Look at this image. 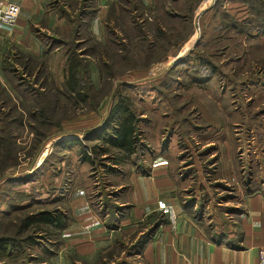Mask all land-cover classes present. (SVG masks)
<instances>
[{
    "label": "rangeland",
    "instance_id": "rangeland-1",
    "mask_svg": "<svg viewBox=\"0 0 264 264\" xmlns=\"http://www.w3.org/2000/svg\"><path fill=\"white\" fill-rule=\"evenodd\" d=\"M208 1L194 3L201 8L200 13L207 10ZM257 1L250 0L252 4L246 2L243 11L248 12L241 15H247V21L255 19L254 23L246 22L248 25L242 24L236 28L233 27L236 26L233 22L237 21L236 16L240 18L238 14L242 12L238 8L231 9L233 21L225 16L227 9L218 18L214 14L200 15L199 24L198 17L195 19L196 24L191 18L181 23L165 19H133L134 26L141 24L154 42L153 50L148 51V55L143 52L138 54L137 51L141 48L137 44L138 34L132 30L134 26L131 24L129 28L125 24L122 26L126 30L118 27L115 33L117 44H109L106 49L89 41L86 35L79 38L70 35L66 38L64 51H75L81 56L83 67L80 68L79 77L85 94L83 99L61 95L64 78H41L42 74L35 76L33 70L23 69L17 71V78H10L17 87L15 95L18 102L9 100L5 94L1 95L4 101L0 103V235L12 234L18 240L29 234L34 235L32 244L27 245L26 241L19 243L23 252L18 257L21 260L18 259L16 264H40L41 258L48 254L46 249H51L47 241L54 238L41 230V225L38 229L19 228L24 214L43 209L64 210L69 191L81 179L87 184V196L93 204L113 210L114 197L118 193V173L133 170L135 166L144 167L145 160L152 154L151 148H155L154 153L158 152L160 132L165 131L168 138L175 135L170 132L171 127L176 125L177 117L181 118L187 112L192 113L189 116L194 121L197 118L198 128L209 124L205 113L210 117L216 116L226 125L240 123V126L237 125V132L238 135L241 133L243 139L251 135L247 131V124L264 123V32L251 40L250 36L247 38L239 34L243 27L246 32H254L251 27L264 24L263 14H254L255 11L250 7L252 5L258 10L260 2ZM152 23L158 27L165 26L167 30L180 28V32L176 33L174 30L156 38L157 33ZM216 25L217 28H214ZM194 27V35H187ZM199 27L202 31L197 30ZM130 33L134 35L130 36ZM181 37L184 38L182 53L185 57L181 62L169 65L175 57L168 55L167 59L162 58L167 55L170 45ZM123 56H128L127 60H123ZM236 57L241 62L236 61ZM209 61L220 64L219 70L229 78L221 76L219 79V74H214L211 78L212 65ZM102 62L106 64L102 66ZM243 80L260 82L243 87ZM117 91L129 97L130 107L140 117V150L128 162L113 163L112 155H116L117 149L108 147L110 155L93 154L94 164L89 165L82 159L79 144L74 140L79 139L87 146L94 143L104 145L100 140L94 139L93 129L105 121ZM39 102L46 104L47 115L42 120H31L27 111L32 110ZM256 111L257 118L251 119L249 114ZM176 127L180 136L167 142L166 152L171 156L180 151L184 136V126ZM201 134L209 137L214 133L209 129L189 131V140L184 142L181 153L186 159V165L192 163L186 170L196 172L198 168L194 165V155L192 150L186 148V144L199 146L203 155H200L198 167L203 169L207 182L212 179L214 168L211 165L214 158L209 159L208 154H205L206 149L201 147L199 142L204 140ZM208 184L212 189L210 192H215L219 186L228 189L229 192L225 194H233L229 190L230 186L214 182ZM3 259L0 258V261ZM5 260L10 264L7 258Z\"/></svg>",
    "mask_w": 264,
    "mask_h": 264
},
{
    "label": "crops",
    "instance_id": "crops-1",
    "mask_svg": "<svg viewBox=\"0 0 264 264\" xmlns=\"http://www.w3.org/2000/svg\"><path fill=\"white\" fill-rule=\"evenodd\" d=\"M8 1L19 6V13L10 30L0 29V83L11 100L18 102L10 79L17 78L18 70H33L35 76L42 74L41 78H66L68 51H64V46L70 35L75 38L86 35L104 43L108 18L112 21L124 15L144 21L185 18V13H191L193 23L196 24L198 17L199 24L200 15H215L217 0H209L203 13L199 5L194 4L200 0ZM244 6L241 0L223 1L226 17L230 18L232 8L242 10L239 17L244 15ZM112 26L109 30L116 36L118 27ZM161 29L166 34L174 30L180 32V28L167 30L161 26ZM193 32H196L195 27L187 35H194ZM261 32L264 27L239 34L250 36L251 40ZM201 41L204 42L202 37ZM183 44L181 37L170 45L162 59L169 55L175 57L169 65L181 62L185 57ZM205 115L208 129L214 134L209 137L201 134L204 140L199 143L207 149L208 158H214L212 179L205 182L203 169L198 167L202 155L198 152L199 146L193 147L190 143L186 148L192 150L198 170H186L192 163L186 165L181 152L189 134H183L180 151L171 156L166 152L167 142L179 137L180 132L176 127L174 137L169 138L165 131L160 132L158 152L154 153L155 148H151L152 154L145 160L144 167L135 166L133 170L118 173L113 210L90 201L83 179L74 185L63 208L68 221L59 231L57 249L46 262L256 263L260 247L264 245V123L247 125L251 135L243 139L241 133L238 135L236 122L230 126L221 123L216 116ZM185 129L188 128L184 126ZM211 182L230 186L232 196L225 194L228 189L219 186L215 192H210L208 183ZM150 229H153L151 234L142 238Z\"/></svg>",
    "mask_w": 264,
    "mask_h": 264
},
{
    "label": "trees",
    "instance_id": "trees-1",
    "mask_svg": "<svg viewBox=\"0 0 264 264\" xmlns=\"http://www.w3.org/2000/svg\"><path fill=\"white\" fill-rule=\"evenodd\" d=\"M200 1L203 2L204 0H200ZM223 1L224 0H217L215 3L214 13L216 16L217 15L219 16L220 14H224ZM246 2L249 3L250 0H247ZM257 2H260L258 3L259 4L258 10H256L255 9L256 7H253L251 5L252 3L250 2L251 3L250 7H252V10L255 11V13L254 11L253 13L263 14L264 16V11L262 10L264 8V0H258ZM189 5L193 6V3L192 4L190 3ZM186 7H188V4L186 5ZM227 15L228 13L225 14V16ZM184 16L185 18H179V19H172V18H163V19L174 20L176 22L179 21L181 23V21L183 22V20H188L189 18H191V13H185ZM228 18L233 21V17L231 18L228 17ZM133 19H134L133 17L130 18L127 17L126 15L120 18H113L112 21L110 20V18H108V21H106L105 24V27L107 29V34L105 36L104 43L96 42L91 37H89V41L93 42L94 44H99V46L102 47V49L108 48L109 44L116 45L117 43L115 41V35L111 33L109 30L110 28H113V26H111V23L112 25L121 27L122 29L126 30L122 26L124 24L126 25V28H129L130 24L134 26ZM152 20H156V19H152ZM254 20L255 19L250 21L251 24L254 23ZM119 22L120 24H118ZM233 23L236 26L240 25V22L238 20L237 21L234 20ZM152 24L154 31L157 33L156 38L159 37L161 38L163 34H166V31H163L161 29V26L158 27V25L156 26L155 23ZM263 27L264 24H255L251 28L259 29ZM132 30L136 31V33L138 34L137 44L138 46L141 47V48L138 47L139 48L137 51L138 54L139 52H143L144 54L148 55L149 54L148 51L152 52L154 47L153 44L154 42L153 40L151 41V39L147 36L146 29L143 26H141V24H138L135 25ZM243 31L246 32V30ZM132 35L134 34L130 33V36ZM73 37L75 38L74 35ZM122 58L123 60H127L126 58H128V56H123ZM66 63H67L65 69L66 78H64V80L62 81L63 91L61 95H63L66 98L83 99V96H85V94H83L81 79L79 77V74H81L80 68L81 66L83 67L80 54H76L75 51L70 53L68 51ZM105 64L104 62L101 63L102 66H104ZM122 84L125 83L123 82ZM15 88L17 89V87ZM2 94H5V97L9 98V100L11 99L6 89L0 83V103H3L4 101L2 100L1 97ZM27 113L31 120L34 121H36L37 119L42 120V118L46 117L47 115L46 104H41L40 102L36 103L35 107L32 110L27 111ZM139 121H140V117H138V115L130 107L129 97L127 95L122 94L121 91L115 92L114 101L109 107L105 121L102 123L101 126H98L97 128L93 129L95 135L94 139L100 140L102 143H104V145L102 144V146H100L99 144L94 143L91 146H87L83 142H80L79 139L74 140V142L79 144L80 147L79 154L81 155L82 159L85 162H87L89 165H92L94 164L93 154L102 155V156L110 155L108 147H112L117 149V152L115 153L116 155H112L114 158L113 163H123L130 161L131 157L136 155L140 150L139 148L141 147L139 133H138ZM189 131H190L189 129H186L184 133L189 134ZM67 221H68L67 213L61 209H55L52 211L43 209V210L29 212L23 215L20 221L19 228L29 229L33 227V229H38V227L41 225L43 226L42 228H40L41 230L46 231L47 233H49L54 237L52 240L49 239L47 241L49 242L51 249L50 250L46 249L47 250L46 252H48V254H46V256L41 258L42 260H40L39 262L40 264H48L46 262L48 256H51L59 245L60 242L59 231L67 223ZM44 225H46L47 227H44ZM152 230L153 229H150L149 231L145 232L142 238L148 237L151 234ZM14 235H16V233ZM22 241H26L27 245L32 244L34 242V235L33 234L26 235V237H24L22 240L16 239L14 236H12V234L0 235V258L2 259L4 258L2 261H0V264L2 263L7 264L5 260L6 258L10 261V264H16L18 262V259H20L18 257H20L21 253L23 252V249L22 247H20L19 244ZM22 264H24V262Z\"/></svg>",
    "mask_w": 264,
    "mask_h": 264
},
{
    "label": "flooded vegetation",
    "instance_id": "flooded-vegetation-1",
    "mask_svg": "<svg viewBox=\"0 0 264 264\" xmlns=\"http://www.w3.org/2000/svg\"><path fill=\"white\" fill-rule=\"evenodd\" d=\"M243 3H244V5H246V2H244V1H242ZM245 7L246 6H244V9H245ZM250 11H251V9H249ZM245 12H248V11H244V13ZM248 16L247 15H245L244 17H241L240 16V18H238L237 16L235 17L239 22H240V25L239 26H233V27H240L242 24H244V25H247V23L246 22H250V21H247L246 20V18H247ZM243 30H245V27H243V28H241L240 29V31L239 32H241V31H243ZM235 60L236 61H239V62H241V59H239V58H235ZM210 63H211V65H212V67H211V71H212V74H211V78L214 76V74H219L218 76H219V79H221V76H223L224 78H229V76L225 73V72H223V73H221V70H219V68H218V64L215 62V61H209ZM224 71V70H223ZM223 79V78H222ZM232 80H233V78H232ZM235 81V80H234ZM235 82H237V81H235ZM259 83L260 81L258 80V81H247V80H243V87H249L251 84H253V83ZM233 96H235V93H233L232 94ZM235 103V101H233V104ZM250 104H251V102H249ZM184 107V106H183ZM182 107V109H185V108H183ZM235 109L236 110H240V109H238V107H235ZM264 110V108H262V111ZM189 115H192V113H190V112H187V114L186 115H183V116H181V118H179V117H177L176 118V120H177V122H176V125L175 126H172L171 127V132L170 133H174V131H175V127L178 125V126H181V127H183V126H186L188 129H193L194 131H196L197 132V130L198 129H204V130H207L208 128H209V124L208 125H206V126H202L201 128H198V124H197V122H196V119L197 118H194L195 119V121L193 120V118H190V116ZM199 115H201V114H199ZM199 115L198 116H196V117H199ZM249 116H250V118L251 119H256L257 118V116H258V111H256V112H254V114L252 113V114H249ZM195 122V123H194ZM261 124V123H260ZM263 124V123H262ZM236 125H241L240 123H237ZM247 125H249V124H247ZM190 127V128H189ZM203 127H205V128H203ZM237 129V128H236ZM185 132V131H184ZM170 135V134H169ZM200 135V134H199ZM260 135V138H261V136H262V134H259ZM206 151H207V149H206ZM198 152H200L199 151V149H198ZM203 155V154H202Z\"/></svg>",
    "mask_w": 264,
    "mask_h": 264
},
{
    "label": "built area",
    "instance_id": "built-area-1",
    "mask_svg": "<svg viewBox=\"0 0 264 264\" xmlns=\"http://www.w3.org/2000/svg\"><path fill=\"white\" fill-rule=\"evenodd\" d=\"M19 13V6L8 0H0V29L10 30ZM254 264H264V245L260 247L259 257Z\"/></svg>",
    "mask_w": 264,
    "mask_h": 264
}]
</instances>
